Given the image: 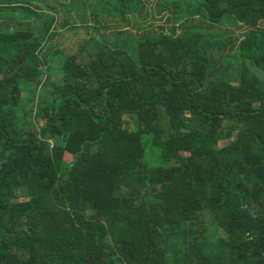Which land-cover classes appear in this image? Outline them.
Instances as JSON below:
<instances>
[{"label":"trees","instance_id":"1","mask_svg":"<svg viewBox=\"0 0 264 264\" xmlns=\"http://www.w3.org/2000/svg\"><path fill=\"white\" fill-rule=\"evenodd\" d=\"M33 2L0 32V264H264V0H200L238 45L138 29L181 0Z\"/></svg>","mask_w":264,"mask_h":264},{"label":"rangeland","instance_id":"2","mask_svg":"<svg viewBox=\"0 0 264 264\" xmlns=\"http://www.w3.org/2000/svg\"><path fill=\"white\" fill-rule=\"evenodd\" d=\"M181 1H182V3H181L182 8H180V10H178V12L176 13V17H174L173 19L168 17V16H170V14H169L170 11H167V13H166L167 16L164 14V17L163 16L161 17L160 15H158V17H157L156 14H154L155 18L142 19V20H144V22L138 20V22H139L138 23L139 24L138 29L141 28V30H143L144 26L149 25V24L151 25V28H153L157 32L162 30V29H160L161 27H163V29H165V28L168 29L169 32H170L171 28H176V30L180 31V32L184 29H187V30H192L196 33H200L201 36H203L204 41H211L213 38V33H215V32H218V33H221L224 35V32H225L224 29H225L227 32L226 38H228L229 36L235 37L236 38L235 44L238 45V38L241 36L240 31H242L241 29H236L235 27H231L229 25H227V26H222V24L214 25L211 22H209L207 17H206L205 11L198 9L200 0H191L193 3L192 7H189V2L187 0H181ZM0 5L8 6L5 3H2V4L0 3ZM40 10L46 11L45 9H40ZM156 10H158V9H154V11H156ZM153 13H155V12H153ZM74 15L75 14H73V16ZM2 20H3V18H0V24L4 25L7 21H5V19H4L3 20L4 24H3ZM225 20L226 21L224 24L235 23L231 17L227 18V16H226ZM62 21H63V19H62ZM89 23H90V21H89ZM175 23H178V24H175ZM118 25L121 26L122 23L120 21H118ZM131 27H133V26H130V28ZM118 28L121 29L123 27H118ZM17 29H19V27H17ZM6 30H7L6 27L2 26V28H0V32H7ZM58 30H61V29H58ZM134 30H137V29H134ZM234 30H236V31H234ZM128 41H125V42H128ZM128 44L130 45L129 49H127L128 53L133 57L136 54L137 44L136 43L132 44L130 41L128 42ZM256 72L262 74L261 71L256 70ZM55 77H57V75L53 76V78H55ZM36 124H37V127H38V124L41 126L43 124V121H39ZM144 143H145V160H146V163H148L150 166L160 165L162 163L160 153L154 146H152L149 136H144ZM221 144H223V143H221ZM69 158L70 157L66 156V159H69ZM212 231H213L212 226H210V233L211 234H212ZM221 235H222V237H226V235L223 233L220 234V236Z\"/></svg>","mask_w":264,"mask_h":264},{"label":"crops","instance_id":"3","mask_svg":"<svg viewBox=\"0 0 264 264\" xmlns=\"http://www.w3.org/2000/svg\"><path fill=\"white\" fill-rule=\"evenodd\" d=\"M21 1L22 0H0L1 4L5 3V4L8 5V6L0 5V12L2 13V14L0 13V18H3V20L5 19V21H7L4 24V21L2 20L4 25L0 24V27L5 26V25H11L12 23H14V19L18 16L19 13L22 12L21 11V6H22L21 5ZM58 1H61V2H64V3L71 2V0H31V2H33L36 5V6L33 7L36 11H38L40 13H43V14H52L56 18L60 19L61 22H64L66 17H71V16H73V14H75L74 16H76V13L80 12V10H78V11H68L66 13L63 12V11H60V7L58 5ZM96 1H98V0H96ZM99 1H102V0H99ZM144 1L152 2L154 0H144ZM40 9H45L46 11H41ZM57 10H58V12H57ZM104 16L107 17L108 14L102 12V9H100V11L96 15V17L97 18H101V17H104ZM156 16L158 17V15H156ZM62 19H63V21H62ZM111 19H118V17L115 16V15H112ZM116 23H117V20L116 21L112 20V24L113 25L116 24ZM64 25L68 26L67 23H65ZM66 28H67L66 26H64V27L59 26L58 27V29H61L59 31H63ZM10 29L11 30L13 29V25H11Z\"/></svg>","mask_w":264,"mask_h":264},{"label":"water","instance_id":"4","mask_svg":"<svg viewBox=\"0 0 264 264\" xmlns=\"http://www.w3.org/2000/svg\"><path fill=\"white\" fill-rule=\"evenodd\" d=\"M62 142H63V138H62L61 141L58 143V145L62 144Z\"/></svg>","mask_w":264,"mask_h":264}]
</instances>
